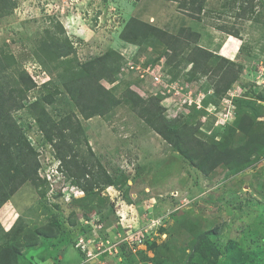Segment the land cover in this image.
<instances>
[{
    "label": "rangeland",
    "instance_id": "374dc122",
    "mask_svg": "<svg viewBox=\"0 0 264 264\" xmlns=\"http://www.w3.org/2000/svg\"><path fill=\"white\" fill-rule=\"evenodd\" d=\"M15 1L14 10L0 18V55L8 65L0 72V81L13 85L17 71L24 70L36 82L25 96H18L21 107L12 116L34 149L40 179L23 184L0 209V246L11 239L1 231L15 227L24 241L19 264H154L152 257L162 244L170 253L158 264H182L195 249L197 235L205 231L219 251V264L235 262L237 248L227 252L229 241L252 255L236 256L238 264H264V152L242 170L213 166V157L201 171L195 160L142 119L130 98L122 99L128 90L144 99L155 97L165 119L188 123L194 141L223 143L227 161L238 153L256 155L252 146L246 147L249 136L241 127L251 126L253 120L264 123V0L258 1L259 14L253 20L237 17L226 0H208L200 19L174 0ZM132 17L171 34L181 27L192 30L196 33L192 45L197 42L236 62L239 78L223 97L214 96L213 74L191 72L192 62L183 55L188 48L169 63L171 51L163 41L121 39ZM56 20L63 24L80 62L108 51L118 58L115 81L101 83L121 102L105 115L89 119L80 115L63 85L67 60H51L42 46ZM222 23L240 29L239 38L218 29ZM214 63L209 65L214 68ZM46 95L51 102L46 103ZM189 97L200 106L184 102ZM40 99L54 121L77 114L90 146L114 180L112 185L83 192L65 173L30 109ZM44 227H51V234L37 232ZM141 235L150 239L139 248L143 252L124 255L132 252L131 236ZM195 260L201 263L200 253Z\"/></svg>",
    "mask_w": 264,
    "mask_h": 264
},
{
    "label": "trees",
    "instance_id": "16d2710c",
    "mask_svg": "<svg viewBox=\"0 0 264 264\" xmlns=\"http://www.w3.org/2000/svg\"><path fill=\"white\" fill-rule=\"evenodd\" d=\"M174 1L178 2V6L185 10L187 14L200 19V16L206 11L208 0ZM226 1H228V8L235 10V15L239 18L253 20L259 14L256 9L259 0ZM15 6V0H0V18L9 15ZM216 26L232 36L238 38L240 36V29L234 26L231 27L223 23ZM49 34L50 38L43 41L42 46L45 48L46 53L51 56V60L61 58L67 60L65 66L68 68V76L67 79L63 80V85L80 115L86 119L95 115H105L112 107L121 102V99L117 98L111 89L106 88L101 83L102 79L113 82L115 76H117L116 73L120 66L119 60L113 52L108 51L89 61L80 62L75 57V49L72 42L65 35L64 26L60 21L56 20L54 31H50ZM193 36H196V33L186 27H181L177 34H171L136 17L130 18L120 33L121 39L132 43L163 41L171 51L166 57L169 63L172 61L173 56L184 53L183 49L188 48V52H185L186 55H183L188 57L186 58L187 61L192 62L191 72L201 75L211 72L213 74V95L223 97L239 78V72L236 69L238 64L200 47L197 42H194L193 46ZM11 58L14 60L13 56ZM4 60L5 58L0 55V72L8 69V65ZM215 61L217 62L216 66L212 68L209 62L214 63ZM216 76L217 79L214 78ZM35 86V80L24 70L17 71V77L14 79L13 85L7 82L2 84L0 81V209L23 184L37 182L40 179L38 175L39 162L36 157H33L34 149L26 135L16 125L12 116V111L21 107L18 96H25ZM124 98H130L129 100L132 101L133 107L142 119L176 150L190 160H195L197 168L201 171H205L206 163H209L213 157H215L213 166L222 164L229 167L231 165L232 168L242 170L255 162V156L264 152L262 147L264 146V132L260 131L259 128H264V123L253 120L251 126L241 127L249 136L246 147L252 146L251 152L256 155L238 153L233 155V161H230L231 159L227 161V158H224L223 155L224 152H228L223 143L212 141L210 144H204L198 139L195 140V143L194 133L189 129L188 123L180 118L171 121L165 119L162 114L163 108L159 104L160 101H155V97L144 99L136 92L128 90L124 93L122 99ZM44 100L46 103L51 102L50 97L47 95ZM30 109L35 113V120L44 136L53 145L62 169L75 180L83 192H89L100 184L110 186L114 183L113 178L104 169L90 146L77 114L70 112L59 121H54L41 99L32 102ZM251 118L254 119V117ZM257 142L261 143L262 148ZM194 143L198 146L202 144L204 146L198 148L195 147ZM84 147L88 151L87 154L83 150ZM221 153L222 158L220 157ZM40 231L46 232L45 234L48 235L51 234L52 228L44 227L37 230V232ZM1 232L5 233L8 238L11 237V239L7 244L0 246V264H19L21 252L19 246L24 242L18 237L21 230L13 227L9 231L2 230ZM26 232L28 234L32 233V231ZM144 238L146 243L150 242L147 236ZM195 243H197L195 249L182 261V264H219V251L212 243L207 232L204 231L197 235ZM25 244H28V242H25ZM236 248L237 251L232 256L235 261L234 264H238L235 260L236 256L246 255L248 258L252 256L251 253L245 254L244 250L240 249L235 241H229L226 245L227 252H230L231 249L236 250ZM169 250L166 244L159 245L156 248L157 254L152 257L154 264L161 262L160 257L169 254ZM141 252L143 250L139 249L137 252H127L124 255L135 257ZM197 253H200L201 263L195 260ZM227 257H230L228 253ZM242 264H249V262Z\"/></svg>",
    "mask_w": 264,
    "mask_h": 264
},
{
    "label": "built area",
    "instance_id": "2783aa9c",
    "mask_svg": "<svg viewBox=\"0 0 264 264\" xmlns=\"http://www.w3.org/2000/svg\"><path fill=\"white\" fill-rule=\"evenodd\" d=\"M153 74V78L157 81V80H160V75H154V71L151 72ZM184 102H187L189 105H193L194 103H197L198 106H200V102L198 100H193L191 97H189V99ZM131 239L133 240L132 242L134 243V246L132 248V251L133 252H137V250H139V248H142L143 245L145 246L146 245V239L144 237H135V239H133V236H131Z\"/></svg>",
    "mask_w": 264,
    "mask_h": 264
}]
</instances>
